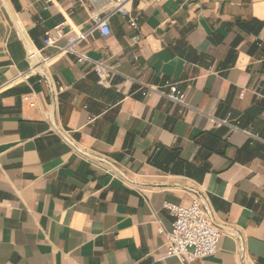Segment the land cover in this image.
<instances>
[{
  "label": "crops",
  "instance_id": "0c3cea01",
  "mask_svg": "<svg viewBox=\"0 0 264 264\" xmlns=\"http://www.w3.org/2000/svg\"><path fill=\"white\" fill-rule=\"evenodd\" d=\"M109 9L0 0V264H180L163 205L194 198L223 231L195 264H264V0H132L138 29L116 13L79 47L115 70L104 86L44 38ZM167 83L186 109L143 95Z\"/></svg>",
  "mask_w": 264,
  "mask_h": 264
},
{
  "label": "built area",
  "instance_id": "2783aa9c",
  "mask_svg": "<svg viewBox=\"0 0 264 264\" xmlns=\"http://www.w3.org/2000/svg\"><path fill=\"white\" fill-rule=\"evenodd\" d=\"M110 7L109 11L101 16L95 14L92 17L94 27L89 32H82L76 35L66 34L62 25L57 26L52 32H47L44 38L45 48L55 46L58 42L64 40V53L73 54L78 63L88 64L92 66V70L97 75L100 84L109 86L113 77L116 75L113 67L103 65L98 61H93L87 57L86 54L79 50L80 45L86 41L93 31H99L103 37H108L111 30L107 21L114 14L119 13L127 19L128 25L133 29H138L140 14H133L126 9V6L132 0H104ZM163 2L165 0H156ZM30 58H32L30 56ZM137 60V57H135ZM43 68L44 62L40 61ZM32 73V70L30 71ZM169 89L168 93L159 91L155 87H144V96L151 93L170 100L186 109V95L178 90L175 84H166ZM24 102L34 107L35 102L31 95L24 97ZM95 162H98L94 160ZM100 163V162H98ZM110 173L116 174L115 170L110 168ZM164 209L168 211L170 217L173 219L172 227L169 232L160 230V233L166 238V255L167 258H176L180 264H195L196 262L215 255L218 251L220 238L222 236V229L217 227L211 220L203 202L200 198H194L189 206H178L172 203H164Z\"/></svg>",
  "mask_w": 264,
  "mask_h": 264
},
{
  "label": "water",
  "instance_id": "95a60500",
  "mask_svg": "<svg viewBox=\"0 0 264 264\" xmlns=\"http://www.w3.org/2000/svg\"><path fill=\"white\" fill-rule=\"evenodd\" d=\"M29 54H30V56L32 57V62H33V65L35 66V68L38 70V72H39L41 75L44 76V71H43V69H42V67H41V65H40V61L38 60V57L35 55V53H34L33 51H30ZM51 121H52V120H51ZM52 123H53V121H52ZM53 125L55 126V123H53ZM62 135H63V134H62ZM63 136H64V135H63ZM84 154H85L86 156H88V157H90V158H92V159L98 161V162H102V163H106V164H108V162H106L105 160H102V159H99V158L94 157V156H92V155H89L88 153H84ZM203 205H204L205 209L207 210V207H206V205H205L204 202H203Z\"/></svg>",
  "mask_w": 264,
  "mask_h": 264
}]
</instances>
